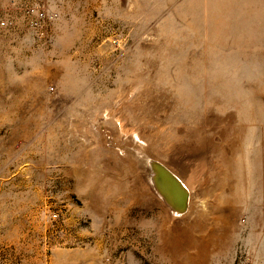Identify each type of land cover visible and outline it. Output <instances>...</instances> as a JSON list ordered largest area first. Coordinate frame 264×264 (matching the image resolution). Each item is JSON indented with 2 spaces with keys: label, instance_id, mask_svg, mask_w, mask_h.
Instances as JSON below:
<instances>
[{
  "label": "rangeland",
  "instance_id": "1",
  "mask_svg": "<svg viewBox=\"0 0 264 264\" xmlns=\"http://www.w3.org/2000/svg\"><path fill=\"white\" fill-rule=\"evenodd\" d=\"M207 1L0 0V264H264V0Z\"/></svg>",
  "mask_w": 264,
  "mask_h": 264
},
{
  "label": "built area",
  "instance_id": "2",
  "mask_svg": "<svg viewBox=\"0 0 264 264\" xmlns=\"http://www.w3.org/2000/svg\"><path fill=\"white\" fill-rule=\"evenodd\" d=\"M33 14L29 12L26 13V24L25 27L28 26L32 29H38L40 34L43 35L45 33L47 23L54 16L53 13L45 10H33ZM7 22L4 19H0V26H6Z\"/></svg>",
  "mask_w": 264,
  "mask_h": 264
},
{
  "label": "crops",
  "instance_id": "3",
  "mask_svg": "<svg viewBox=\"0 0 264 264\" xmlns=\"http://www.w3.org/2000/svg\"><path fill=\"white\" fill-rule=\"evenodd\" d=\"M207 2H209V0Z\"/></svg>",
  "mask_w": 264,
  "mask_h": 264
}]
</instances>
